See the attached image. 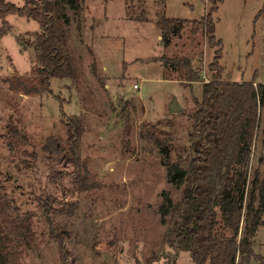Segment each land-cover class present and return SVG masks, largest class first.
I'll use <instances>...</instances> for the list:
<instances>
[{
  "label": "rangeland",
  "instance_id": "rangeland-1",
  "mask_svg": "<svg viewBox=\"0 0 264 264\" xmlns=\"http://www.w3.org/2000/svg\"><path fill=\"white\" fill-rule=\"evenodd\" d=\"M212 5L213 0H84L79 15L68 9L65 24V48L74 56L77 76L54 78L51 91L29 95L13 90L7 79L25 76L38 84L40 25L17 14L7 17L10 27L0 36V236L8 238L15 264H64L50 236L47 200L68 264H195L189 251H179L176 261L172 257L169 242L181 219L184 186L170 182L168 174L169 165L183 164L188 155L189 116L212 76L215 48L193 23ZM263 8L264 0L219 3L214 19L226 81L264 84ZM165 16L193 21L169 46L162 41ZM173 56L191 58L201 80L182 79L166 64ZM174 100L180 112L171 110ZM64 114L84 122L80 162L87 164L93 185L85 191L77 186V164L42 148L50 135L66 138ZM8 124L18 128L15 138ZM248 170L250 191L256 170L264 178V99ZM217 229L223 231L221 221ZM253 250L237 264H263L264 216Z\"/></svg>",
  "mask_w": 264,
  "mask_h": 264
},
{
  "label": "trees",
  "instance_id": "trees-1",
  "mask_svg": "<svg viewBox=\"0 0 264 264\" xmlns=\"http://www.w3.org/2000/svg\"><path fill=\"white\" fill-rule=\"evenodd\" d=\"M213 5L200 21L164 17L160 21L162 41L169 46L172 37L180 34L186 25H197L195 31L203 28L215 55L210 63L211 79L204 81L203 98L196 99V109L190 114L192 129L189 133L188 155L183 164L179 161L169 165V180L178 187L183 184L181 219L174 226V234L169 242L176 261L179 251H189L195 264H237L250 258L253 250V236L264 216V178L259 171L249 182V163L253 153L254 138L259 111L264 99V84L252 82L226 81L220 60L222 59L223 40L216 36L214 13L219 3ZM84 0H24L17 6L9 0H0V36L7 33L10 25L7 17L11 14L36 20L40 30L35 32L38 51L36 73L38 84H32L25 76L7 81L13 90L26 94L51 91L54 78L75 79L77 67L73 54L65 48L66 28L69 23L68 9L79 15ZM264 12V8L259 15ZM198 29V30H197ZM188 82L201 80V73L193 60L184 56L165 59ZM66 138L50 135L42 146L53 155H60L74 161L77 171V186L81 191L90 189V171L85 162H80L79 141L85 126L79 115H63ZM9 132L15 138L19 130L8 124ZM170 147L163 151L170 154ZM166 155V156H167ZM183 160V159H182ZM58 177L60 173L56 174ZM170 205V204H169ZM49 221L50 236L61 249L62 260L68 264L65 239L55 229L50 201L44 204ZM170 206L166 207L165 212ZM245 224L242 226V220ZM222 223L223 231L217 229ZM29 228V224L27 225ZM229 230L231 234H227ZM4 238V239H3ZM0 236V264H15L8 244ZM7 245V246H6ZM170 253V252H169ZM152 259L149 257L146 262ZM264 264V260L262 262ZM136 264H141L137 261Z\"/></svg>",
  "mask_w": 264,
  "mask_h": 264
},
{
  "label": "water",
  "instance_id": "water-1",
  "mask_svg": "<svg viewBox=\"0 0 264 264\" xmlns=\"http://www.w3.org/2000/svg\"><path fill=\"white\" fill-rule=\"evenodd\" d=\"M171 110L173 112H180L182 110V107L180 105H178L177 101L174 100L172 103H171Z\"/></svg>",
  "mask_w": 264,
  "mask_h": 264
},
{
  "label": "built area",
  "instance_id": "built-area-1",
  "mask_svg": "<svg viewBox=\"0 0 264 264\" xmlns=\"http://www.w3.org/2000/svg\"><path fill=\"white\" fill-rule=\"evenodd\" d=\"M134 86H135V87H137L138 85H137V84H135Z\"/></svg>",
  "mask_w": 264,
  "mask_h": 264
}]
</instances>
